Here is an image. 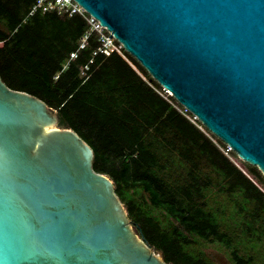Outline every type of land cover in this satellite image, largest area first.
<instances>
[{
    "label": "water",
    "instance_id": "water-1",
    "mask_svg": "<svg viewBox=\"0 0 264 264\" xmlns=\"http://www.w3.org/2000/svg\"><path fill=\"white\" fill-rule=\"evenodd\" d=\"M75 1L264 176V0ZM93 158L54 109L0 77V264H169Z\"/></svg>",
    "mask_w": 264,
    "mask_h": 264
},
{
    "label": "trees",
    "instance_id": "trees-1",
    "mask_svg": "<svg viewBox=\"0 0 264 264\" xmlns=\"http://www.w3.org/2000/svg\"><path fill=\"white\" fill-rule=\"evenodd\" d=\"M36 0H0V77L11 89L32 94L54 109L58 124L71 128L93 150V169L106 174L114 183L115 193L128 213L129 219L151 247L160 251L169 264H209L186 253L177 232L162 231L158 221L129 194L140 192L148 203L174 217L186 230L201 238L218 235L209 219H195L174 196H167L160 179L149 172L154 154L142 142L125 141L116 132L93 121V105L81 94L87 92V79L98 61H91L101 44L100 35L92 31L85 45L71 56L70 47L86 34L89 23L81 15L63 17L53 12L29 15ZM117 58L128 67L131 85L139 92L163 102L178 133L207 154L209 161L235 187L264 211V176L255 166L237 160L236 154L209 133L169 94L166 101L159 93L162 87L124 49L122 55L113 51L109 56L97 54L99 61ZM86 66V67H85ZM85 67V69H84ZM188 116V117H187ZM235 159L237 161H235ZM238 163H240L238 165ZM220 236V235H219Z\"/></svg>",
    "mask_w": 264,
    "mask_h": 264
},
{
    "label": "rangeland",
    "instance_id": "rangeland-1",
    "mask_svg": "<svg viewBox=\"0 0 264 264\" xmlns=\"http://www.w3.org/2000/svg\"><path fill=\"white\" fill-rule=\"evenodd\" d=\"M127 65L108 58L99 61L92 74L82 73L88 90L81 97L93 105L94 123L105 125L125 141L142 142L155 156L148 170L163 183L165 194L181 201L195 219H209L218 235L201 238L192 234L174 217L152 207L137 190L129 194L158 221L162 231H178L183 250L194 258L209 264H264V211L239 188L229 189L230 180L211 165L208 155L178 133L161 100L131 85ZM162 89L158 93L169 101L167 94L171 93Z\"/></svg>",
    "mask_w": 264,
    "mask_h": 264
},
{
    "label": "built area",
    "instance_id": "built-area-1",
    "mask_svg": "<svg viewBox=\"0 0 264 264\" xmlns=\"http://www.w3.org/2000/svg\"><path fill=\"white\" fill-rule=\"evenodd\" d=\"M46 12H53L66 18L72 17L73 15H81L88 21L89 29L80 41H78V46L72 45L70 47L71 56L75 55L78 48L85 45L86 38L92 31H96L100 35L101 44L96 51L93 52V58L91 61L99 62L97 59L98 53H103L105 56H109L115 51L122 55V49H124L122 44L113 37L111 32L108 31L105 26H102L97 19L88 14L75 0H36L35 4L29 11V15L34 13L42 15ZM109 34H111L110 37L108 36Z\"/></svg>",
    "mask_w": 264,
    "mask_h": 264
}]
</instances>
